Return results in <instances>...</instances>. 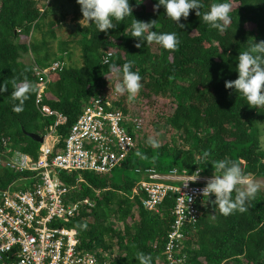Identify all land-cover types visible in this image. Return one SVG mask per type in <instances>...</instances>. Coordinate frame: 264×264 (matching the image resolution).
Segmentation results:
<instances>
[{"label": "trees", "instance_id": "16d2710c", "mask_svg": "<svg viewBox=\"0 0 264 264\" xmlns=\"http://www.w3.org/2000/svg\"><path fill=\"white\" fill-rule=\"evenodd\" d=\"M49 1L0 0V83H8V90L0 94V150L5 141L9 155L19 150L34 160L38 158L41 145L26 133L45 136L52 131L55 118L42 116L35 105L38 80L33 66L65 62L73 56V39L79 37L81 66H66L51 75L43 98V105L66 118L65 124L56 128L60 143L90 101L107 94L124 115L130 116L129 128L137 148L123 167L109 176L59 173L71 189L67 201L89 200L94 204L93 208H82L69 226L76 229L80 250L111 255L116 248L111 264H139L137 252L151 255L152 264H159L173 222L174 198H166L158 213L145 210L142 195L131 199L139 179L134 170L192 174L198 169L210 177L218 174L215 162L229 160L240 165L245 178L264 179L258 127L264 122V108H249L243 97L224 86L238 78L235 68L239 53L253 42L264 41V0H227L231 23L224 33L211 29L195 10L178 22L183 27H177L166 18L162 6L154 10L157 0H129L135 20L155 21L153 31L177 32L180 44L175 51L149 42L136 48L131 17L107 34L98 32L95 25L81 21L76 0H67L73 3L72 13L61 12L57 23L43 24L42 20L54 14ZM217 2L221 0H201V11ZM66 23L74 25L76 31L64 27ZM57 28H63L68 39L57 41L54 50ZM108 53L112 54L110 64L118 68L134 62L133 71L142 78L139 101L115 93L112 86L116 74L104 63ZM25 77L33 91L24 110L15 113L11 81L20 82ZM160 126L166 129L164 142H159ZM150 138L159 142L158 149L147 143ZM205 152L208 156L202 163ZM29 176L28 172L20 174L0 165V190L16 189ZM213 200L199 206L202 215L179 253L185 257L183 264H264V193H257L246 213L227 217L219 214Z\"/></svg>", "mask_w": 264, "mask_h": 264}, {"label": "built area", "instance_id": "2783aa9c", "mask_svg": "<svg viewBox=\"0 0 264 264\" xmlns=\"http://www.w3.org/2000/svg\"><path fill=\"white\" fill-rule=\"evenodd\" d=\"M111 56L108 53L106 57ZM65 67L62 61L47 67L33 66L38 80L35 105L42 116L55 118L52 131L43 136L38 158L34 160L19 150L9 155L5 141L4 149L0 150L3 168L30 175L22 179L30 184L26 190L11 187L0 190V264H111L110 259L116 256L79 249L76 229L69 225L82 208H93L94 204L89 200L67 201L71 189L62 182L59 173L109 176L123 167L137 148L129 128L130 116L124 115L107 94L99 95L90 101L60 143L56 128L65 124L66 118L43 105V98L51 75ZM134 173L139 179L131 199L142 195L145 210L158 213L165 199L173 196V222L163 246L164 259L159 264H183L185 257L179 253L202 215L199 206L215 198L202 195L212 176L199 172L192 181L194 173L177 170L162 174L146 168Z\"/></svg>", "mask_w": 264, "mask_h": 264}, {"label": "clouds", "instance_id": "9594fccd", "mask_svg": "<svg viewBox=\"0 0 264 264\" xmlns=\"http://www.w3.org/2000/svg\"><path fill=\"white\" fill-rule=\"evenodd\" d=\"M76 3L80 7L81 21L88 26L95 25L98 32L105 34L108 30L116 28L125 18L131 17V38L137 41L134 45L136 48H141L145 42H149L155 43L164 50L175 51L180 44L177 32L153 31L155 21L135 20L132 17L129 0H76ZM161 6L165 10L166 18L177 27H183L178 22L181 18L187 19L190 10H195L197 17H201L206 25L220 33H224L231 23V4L227 0L212 4L204 12L201 11L203 7L201 0H157L154 10H158ZM104 63L109 64L112 72L120 77V82L115 84V93L127 94L130 100L139 94L142 78L138 71H133V61L125 62L119 68L115 64H110L108 57L104 58ZM235 71L238 73V78L234 81H226L225 88L233 89L235 94L238 93L243 97L249 108L256 110L264 108V41L253 42L247 50L239 53ZM11 83L13 88L11 97L14 101L12 110L20 113L24 110L25 102L30 98L33 86L26 77L20 82L14 79ZM7 90L8 83H0V94ZM147 143L152 148L160 147L155 139L150 138ZM207 156L208 153L205 152L200 161L203 163ZM215 163L218 174H214L207 181L202 189V195L207 198L214 196L212 204L219 214L225 217L235 212L246 213L251 202L256 199L261 185L255 181L246 180L237 162L220 160ZM199 172L200 170L197 169L192 181L197 179ZM215 216L216 213L212 215L214 219ZM136 258L139 264H152L151 255L137 252Z\"/></svg>", "mask_w": 264, "mask_h": 264}, {"label": "rangeland", "instance_id": "374dc122", "mask_svg": "<svg viewBox=\"0 0 264 264\" xmlns=\"http://www.w3.org/2000/svg\"><path fill=\"white\" fill-rule=\"evenodd\" d=\"M49 2L51 5V8H53L54 14L51 16V18L48 19V17H49L48 16L47 18L42 20L43 24H45L48 21L49 22L53 21V22L57 23L58 19L60 18V15H62V13H64V12L65 13H67V12L72 13V11L74 10L73 3L67 2V0H50ZM66 24H68V23H66ZM63 30H64L63 28H57V30L55 31V33L58 37H57L56 43H54V45H53L54 50H56L57 41H60V40L62 41V40L68 39L67 33H65V31H63ZM73 40H74V43L70 47V51H71L73 56L66 58L65 63H66V66H78V67H80L82 64L81 52H80V48L77 44V42L79 41V37H76ZM28 59L32 60L33 58L28 56ZM115 76H116V79L113 82V86H112L113 89L115 88V84L120 82V77H118L117 75H115ZM135 97H136V100L139 101V97L137 95ZM258 127H259V136H260V141H261V148H262V150H264V122L259 123ZM158 130H159V132H158L159 142H164L165 138H166L165 137L166 129L163 126H160ZM248 179L259 183L261 185V187H260V190L258 192L264 193V179L252 178V177L248 178ZM27 184H29V182H24V183L21 182L18 186L15 187L16 189L11 188V190H21ZM113 254H117L116 248H114Z\"/></svg>", "mask_w": 264, "mask_h": 264}, {"label": "water", "instance_id": "95a60500", "mask_svg": "<svg viewBox=\"0 0 264 264\" xmlns=\"http://www.w3.org/2000/svg\"><path fill=\"white\" fill-rule=\"evenodd\" d=\"M64 27H66L67 29L71 30L72 32H75L76 31V27L74 25H69V24H64ZM26 135L32 139L33 141L39 143V144H42L43 142V137H41L40 135L38 134H35V133H26Z\"/></svg>", "mask_w": 264, "mask_h": 264}]
</instances>
